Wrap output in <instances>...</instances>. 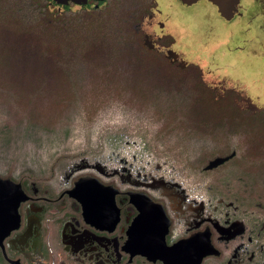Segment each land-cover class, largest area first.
<instances>
[{
    "label": "flooded vegetation",
    "instance_id": "flooded-vegetation-1",
    "mask_svg": "<svg viewBox=\"0 0 264 264\" xmlns=\"http://www.w3.org/2000/svg\"><path fill=\"white\" fill-rule=\"evenodd\" d=\"M154 8L136 26L142 43L173 68L167 80L192 84L173 89L191 100L173 134L157 146L113 134L55 170L30 153L4 168L0 144V179L22 198L0 224V264H264V106L210 86L172 36L148 34Z\"/></svg>",
    "mask_w": 264,
    "mask_h": 264
},
{
    "label": "trees",
    "instance_id": "trees-1",
    "mask_svg": "<svg viewBox=\"0 0 264 264\" xmlns=\"http://www.w3.org/2000/svg\"><path fill=\"white\" fill-rule=\"evenodd\" d=\"M70 6L0 0L4 168L19 166L22 157L25 164L30 153L55 170L113 134L157 146L160 136L173 134L182 104L191 102L173 91L190 87V79L167 80L173 68L153 57L136 30L153 0Z\"/></svg>",
    "mask_w": 264,
    "mask_h": 264
},
{
    "label": "rangeland",
    "instance_id": "rangeland-1",
    "mask_svg": "<svg viewBox=\"0 0 264 264\" xmlns=\"http://www.w3.org/2000/svg\"><path fill=\"white\" fill-rule=\"evenodd\" d=\"M153 1L148 34L172 36L173 51L197 66L210 86L233 88L264 106V0H241L242 11L230 21L208 2L186 12L176 0Z\"/></svg>",
    "mask_w": 264,
    "mask_h": 264
},
{
    "label": "water",
    "instance_id": "water-1",
    "mask_svg": "<svg viewBox=\"0 0 264 264\" xmlns=\"http://www.w3.org/2000/svg\"><path fill=\"white\" fill-rule=\"evenodd\" d=\"M57 4H65L68 1L75 4L84 5L87 0H54ZM100 1V0H95ZM185 5H193L200 1H206L213 5L219 16L230 21L238 13L240 0H179ZM223 160H216L212 165L215 166ZM21 190L10 180L0 179V224L5 228L12 227L17 217V206L21 201ZM6 222V223H5Z\"/></svg>",
    "mask_w": 264,
    "mask_h": 264
}]
</instances>
